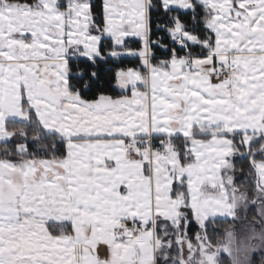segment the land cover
I'll return each instance as SVG.
<instances>
[{
    "label": "snow or ice",
    "instance_id": "6c2138e0",
    "mask_svg": "<svg viewBox=\"0 0 264 264\" xmlns=\"http://www.w3.org/2000/svg\"><path fill=\"white\" fill-rule=\"evenodd\" d=\"M245 159L264 0H0V264H264Z\"/></svg>",
    "mask_w": 264,
    "mask_h": 264
},
{
    "label": "rangeland",
    "instance_id": "374dc122",
    "mask_svg": "<svg viewBox=\"0 0 264 264\" xmlns=\"http://www.w3.org/2000/svg\"><path fill=\"white\" fill-rule=\"evenodd\" d=\"M252 180L254 181L253 183H248L245 187L240 188L233 182V191L236 192L233 201L237 215L248 225L253 237L264 240V178H261L255 171V176L252 177ZM250 185L252 186V195L251 192L249 194V191H251ZM227 259L228 264H231L228 257ZM221 262L222 259L220 258Z\"/></svg>",
    "mask_w": 264,
    "mask_h": 264
},
{
    "label": "trees",
    "instance_id": "16d2710c",
    "mask_svg": "<svg viewBox=\"0 0 264 264\" xmlns=\"http://www.w3.org/2000/svg\"><path fill=\"white\" fill-rule=\"evenodd\" d=\"M99 2V0H97V3ZM157 54L158 55H166V53H164L162 50H157ZM135 61H129V60H125L122 62V66L123 65H128L131 66L132 64H134ZM244 171L241 173L239 172V168L236 169V172L234 173V175L238 176V181H234V184L237 187H245L248 183H253L254 181L252 180V177L255 176V169L252 167V165L249 163V161L247 159H245L244 161ZM251 185H250V190H251ZM251 192L252 195V190L249 191V194ZM252 209H254L252 207ZM222 259V262L220 264H228V259L226 256H222L220 257Z\"/></svg>",
    "mask_w": 264,
    "mask_h": 264
},
{
    "label": "crops",
    "instance_id": "0c3cea01",
    "mask_svg": "<svg viewBox=\"0 0 264 264\" xmlns=\"http://www.w3.org/2000/svg\"><path fill=\"white\" fill-rule=\"evenodd\" d=\"M158 56H160L161 58H163L165 55H158ZM231 171H232V169L230 168L229 169V172L231 173Z\"/></svg>",
    "mask_w": 264,
    "mask_h": 264
}]
</instances>
